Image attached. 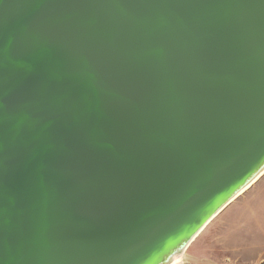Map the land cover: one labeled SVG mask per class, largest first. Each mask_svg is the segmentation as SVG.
<instances>
[{
    "label": "water",
    "instance_id": "obj_1",
    "mask_svg": "<svg viewBox=\"0 0 264 264\" xmlns=\"http://www.w3.org/2000/svg\"><path fill=\"white\" fill-rule=\"evenodd\" d=\"M263 165L264 0H0V264H165Z\"/></svg>",
    "mask_w": 264,
    "mask_h": 264
},
{
    "label": "rangeland",
    "instance_id": "obj_2",
    "mask_svg": "<svg viewBox=\"0 0 264 264\" xmlns=\"http://www.w3.org/2000/svg\"><path fill=\"white\" fill-rule=\"evenodd\" d=\"M182 264H264V175L190 243Z\"/></svg>",
    "mask_w": 264,
    "mask_h": 264
},
{
    "label": "bare ground",
    "instance_id": "obj_3",
    "mask_svg": "<svg viewBox=\"0 0 264 264\" xmlns=\"http://www.w3.org/2000/svg\"><path fill=\"white\" fill-rule=\"evenodd\" d=\"M264 175V165L262 168H260L249 180L247 184H245L242 188H240L236 195L230 199V204L232 201L237 199L240 195H242L245 191H247L258 179H260ZM218 215V214H217ZM213 215L214 217H211L200 229L191 237V239L180 249L179 254L174 255L167 263L165 264H182L183 258H184V251L187 249L186 247L193 242L197 236L204 230V228L217 216ZM186 248V249H185ZM185 249V250H184ZM184 250V251H183Z\"/></svg>",
    "mask_w": 264,
    "mask_h": 264
}]
</instances>
